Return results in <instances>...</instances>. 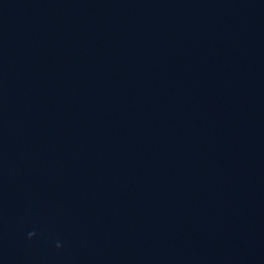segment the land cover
I'll return each mask as SVG.
<instances>
[{
	"label": "water",
	"instance_id": "obj_1",
	"mask_svg": "<svg viewBox=\"0 0 264 264\" xmlns=\"http://www.w3.org/2000/svg\"><path fill=\"white\" fill-rule=\"evenodd\" d=\"M0 264H264V0H0Z\"/></svg>",
	"mask_w": 264,
	"mask_h": 264
}]
</instances>
